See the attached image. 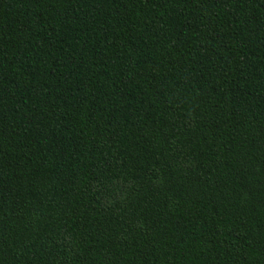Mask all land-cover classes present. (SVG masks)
Returning a JSON list of instances; mask_svg holds the SVG:
<instances>
[{
    "label": "trees",
    "instance_id": "trees-1",
    "mask_svg": "<svg viewBox=\"0 0 264 264\" xmlns=\"http://www.w3.org/2000/svg\"><path fill=\"white\" fill-rule=\"evenodd\" d=\"M0 264H264V0H0Z\"/></svg>",
    "mask_w": 264,
    "mask_h": 264
}]
</instances>
